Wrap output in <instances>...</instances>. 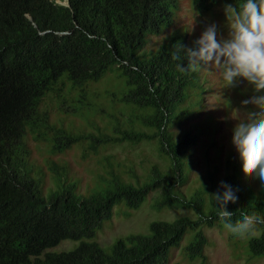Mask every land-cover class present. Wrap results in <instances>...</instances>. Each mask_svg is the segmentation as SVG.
I'll return each instance as SVG.
<instances>
[{
  "label": "trees",
  "instance_id": "1",
  "mask_svg": "<svg viewBox=\"0 0 264 264\" xmlns=\"http://www.w3.org/2000/svg\"><path fill=\"white\" fill-rule=\"evenodd\" d=\"M193 2L207 9L213 0ZM177 6L178 0H0V264H167L169 249L187 229L194 230L187 258L207 264L201 228L228 227L209 198L225 175L247 184L241 199L232 201L237 218L241 211L264 215V186L243 177L245 159L239 163L230 147L224 153L221 142L213 154L211 144L199 143L198 123L178 129L200 115L190 118L180 106L202 86L194 72L181 73L171 60L176 38L149 55L142 49L146 36L172 22ZM109 74L104 96L122 114L130 108L122 116L125 128L118 121L110 133H74L51 122L52 102L63 105L73 92L84 99L98 95L92 86ZM202 101L203 95L197 104ZM242 102L247 110L258 106ZM46 140L54 155L84 145L83 161L99 156L109 186H94L84 196L75 182L64 181L67 162L51 160L37 169L29 142ZM123 142L150 144L157 160L143 162L138 174L131 160L125 165L105 155L107 147ZM148 198L153 211L185 209L195 219L151 221L146 234L119 237L108 251L93 240L116 205L128 217ZM66 240L78 244L50 250ZM228 240L234 253L232 235ZM245 243L249 259L263 258L264 224Z\"/></svg>",
  "mask_w": 264,
  "mask_h": 264
},
{
  "label": "rangeland",
  "instance_id": "2",
  "mask_svg": "<svg viewBox=\"0 0 264 264\" xmlns=\"http://www.w3.org/2000/svg\"><path fill=\"white\" fill-rule=\"evenodd\" d=\"M55 2L65 4V0H55ZM225 3L230 2L226 0H213L210 7L206 9L195 5L193 0H178V6L172 9V22L163 28L159 34L146 36L147 43L142 49L149 55L151 51H155L160 46L168 47L175 38L176 41H179L183 45L195 47L194 41L209 23H216L220 35L226 37L228 30L223 12V5ZM196 13L198 15L192 23L193 16ZM194 73L202 88L191 89L188 99L180 107L184 111H189L190 118H193L198 113L200 115L194 120L187 121L178 129L182 132L183 128L187 129L192 124L198 123L194 129L202 134L199 143L211 144L213 154L218 152L217 145L220 142L223 143L224 153L229 147L234 149L235 152H238L239 150L234 141V128L237 121L231 118L230 107L235 108L239 106L243 108L245 103L242 100L247 101L246 97L256 90V85L253 82H249L246 84H237L234 87H226L215 69H206ZM112 76V74H109L102 81L92 86L93 90L99 93L98 95L91 92L84 99L78 92H73L70 96H66V101L63 105L52 102L50 109L51 122L62 125L67 131L74 133L87 131L97 134V128L100 131L110 133L113 132V125L118 121H121L123 128H125L126 122H123L122 116L128 115L130 108H125L122 114L104 96V90L108 87V77ZM110 87L112 88V84H110ZM201 95H203V101L198 105L197 100ZM47 103L50 105L51 101L48 100ZM249 104L256 106L257 102H249ZM101 109H104V111H101ZM243 109L247 111V109ZM105 125L106 127L103 128ZM43 142H29L32 155L36 159L37 169H41L45 162H51V160L55 162H61L62 160L67 162L70 167L67 176L63 179L66 183L75 182L76 192L84 196L94 186L102 188L109 186L107 182V171L105 172L100 165L99 167L97 166L98 160L100 159L99 156L88 161H83L81 150L84 145L77 143L68 150L54 155L49 146V143L52 142L50 140H46V143L45 141ZM104 152L105 155H115L117 161L125 165H129L128 160H131L138 174L141 173L140 166L143 162L157 160L153 146L147 143L131 145L123 142L107 147ZM199 157L201 159L200 163H202L204 158L202 155ZM235 158L240 163V160L242 161L244 157L235 155ZM188 163L194 166L190 157ZM243 165L245 166L243 177H247V180L254 185L258 182L259 178L253 177L247 169L245 162ZM100 173L105 176L104 181L98 180V174ZM122 211L123 208L120 205H116L113 208L111 219L103 222L102 228L96 232L93 238L106 251L109 250L110 244L119 237L130 233L146 234L148 232V224L151 221L161 219L171 221L181 216H188L195 219V215L185 209L153 211L150 208L149 198L138 210L130 211V216L128 217L123 216ZM201 230L208 240V245L204 250L207 257V264H264V257L249 259V253L245 243L246 238L238 237L229 227L225 228L226 231L217 227H202ZM226 232L232 235L234 253ZM193 233L194 230L187 229L179 243L169 249L167 264L200 263L199 259L189 260L186 256V247L191 241ZM77 244L78 242L66 240L52 248L53 250H50L52 252H58L70 248L73 249Z\"/></svg>",
  "mask_w": 264,
  "mask_h": 264
},
{
  "label": "clouds",
  "instance_id": "3",
  "mask_svg": "<svg viewBox=\"0 0 264 264\" xmlns=\"http://www.w3.org/2000/svg\"><path fill=\"white\" fill-rule=\"evenodd\" d=\"M223 12L226 37L220 35L216 23H209L194 41L195 47L177 41L170 49V58L184 74L215 69L226 87L249 82L256 85L246 100L257 102L258 106L247 111L239 106L230 107V113L237 121L234 141L239 151L234 155L244 157L249 172L264 186V0L225 3ZM245 187L244 180L225 175L217 190L209 194L218 206V216L242 238L264 224V215L255 211H241L237 218L238 208L232 206V201L241 199Z\"/></svg>",
  "mask_w": 264,
  "mask_h": 264
}]
</instances>
